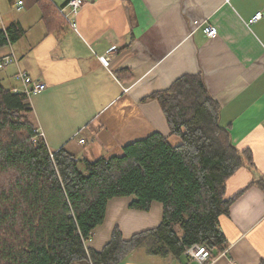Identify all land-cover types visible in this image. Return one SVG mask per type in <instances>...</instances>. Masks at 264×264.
<instances>
[{
  "label": "crops",
  "instance_id": "crops-1",
  "mask_svg": "<svg viewBox=\"0 0 264 264\" xmlns=\"http://www.w3.org/2000/svg\"><path fill=\"white\" fill-rule=\"evenodd\" d=\"M68 2L0 0L6 28L18 31L15 41L0 40V60L17 57L0 68V83L22 87L20 71L45 83L29 102L48 147L95 161L121 156L126 145L153 133L179 146L161 106L148 98L184 75L201 74L221 106L220 125L255 164L228 180L227 198L235 201L220 218L227 247L211 251L204 264H263L264 190L256 182L264 181V0H84L75 28L62 12ZM258 13L262 18L252 23ZM209 25L218 29L214 38L204 33ZM132 201L109 202L90 249L101 251L116 226L130 240L160 225V203L141 212L130 208ZM121 264L200 263L188 254L163 258L141 248Z\"/></svg>",
  "mask_w": 264,
  "mask_h": 264
},
{
  "label": "trees",
  "instance_id": "trees-1",
  "mask_svg": "<svg viewBox=\"0 0 264 264\" xmlns=\"http://www.w3.org/2000/svg\"><path fill=\"white\" fill-rule=\"evenodd\" d=\"M17 36L14 25L0 30L3 43ZM148 99L161 106L179 146L153 133L121 156L79 160L65 148L50 150L29 97L0 83V264H121L141 248L166 258L195 246L227 247L220 218L235 201L227 182L242 167L254 169L252 153L220 125L221 106L201 74L184 75ZM256 184L264 190V181ZM127 197L141 212L160 203V225L130 240L116 226L101 251L90 249L109 202Z\"/></svg>",
  "mask_w": 264,
  "mask_h": 264
},
{
  "label": "built area",
  "instance_id": "built-area-1",
  "mask_svg": "<svg viewBox=\"0 0 264 264\" xmlns=\"http://www.w3.org/2000/svg\"><path fill=\"white\" fill-rule=\"evenodd\" d=\"M84 3H85L84 0H69L67 5L62 10L63 13L67 12L66 18L72 24L73 28H75L76 26L74 23V18L81 11ZM20 5L22 4L20 3ZM261 18H262V13L256 14V16L252 20V23L259 21ZM0 29H2L4 32H6L7 30L1 17H0ZM204 33L208 38H214L218 35V29L215 26L209 25L205 27ZM101 61L106 67H109L110 64L109 58L102 57ZM15 62H17V57L15 56L14 53H12L10 56L0 60V68H3L4 66H7ZM16 80L22 84V87L14 88L13 91L15 93H25L28 97L34 94H39L45 91L47 88L45 83L32 78L26 72L20 71L16 75ZM187 254L191 255V257L196 259L200 264H204L207 260L211 258V252L206 247L203 246H195L191 248Z\"/></svg>",
  "mask_w": 264,
  "mask_h": 264
},
{
  "label": "rangeland",
  "instance_id": "rangeland-1",
  "mask_svg": "<svg viewBox=\"0 0 264 264\" xmlns=\"http://www.w3.org/2000/svg\"><path fill=\"white\" fill-rule=\"evenodd\" d=\"M81 170L83 171V172H85V170H84V168L83 167H81ZM143 249V248H142Z\"/></svg>",
  "mask_w": 264,
  "mask_h": 264
}]
</instances>
